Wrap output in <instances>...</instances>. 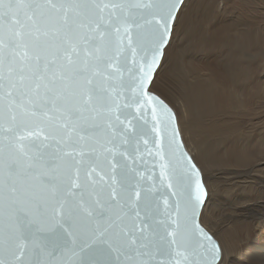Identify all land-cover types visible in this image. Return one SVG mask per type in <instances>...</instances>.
<instances>
[{
    "label": "snow or ice",
    "instance_id": "1",
    "mask_svg": "<svg viewBox=\"0 0 264 264\" xmlns=\"http://www.w3.org/2000/svg\"><path fill=\"white\" fill-rule=\"evenodd\" d=\"M182 3L0 0V217L7 229L0 264H53L65 250L79 264H223L222 249L197 221L207 197L201 173L178 139L175 114L149 91ZM46 125L75 133L74 144L98 147L65 151ZM141 141L172 158L161 165L167 182L159 187L135 166ZM107 153L111 190L101 202L92 173ZM63 156H73V172L57 183L42 170ZM33 180L50 189L62 214L50 237L22 207ZM94 193L95 208L83 209L94 227L78 238L76 206Z\"/></svg>",
    "mask_w": 264,
    "mask_h": 264
},
{
    "label": "bare ground",
    "instance_id": "2",
    "mask_svg": "<svg viewBox=\"0 0 264 264\" xmlns=\"http://www.w3.org/2000/svg\"><path fill=\"white\" fill-rule=\"evenodd\" d=\"M177 14L153 89L171 76L178 33L194 17L172 94L190 158L221 170L200 222L223 264H264V0H184Z\"/></svg>",
    "mask_w": 264,
    "mask_h": 264
},
{
    "label": "water",
    "instance_id": "3",
    "mask_svg": "<svg viewBox=\"0 0 264 264\" xmlns=\"http://www.w3.org/2000/svg\"><path fill=\"white\" fill-rule=\"evenodd\" d=\"M179 8L177 12L175 13V18L179 11ZM175 18L171 25V31H170L168 43L170 40L172 27H173ZM125 43H127V41H125ZM168 108L170 107L168 106ZM132 111L135 114V109H133ZM149 119H150V116H149ZM51 127H52L51 125L45 126V134L49 135L50 137L54 135L57 140L61 141L60 147H62L65 151H71L72 147H76L77 149H79L80 147L88 148L89 146L98 147V145H93L91 141H83L78 144H74L73 142L77 140L75 133H72L71 136H69V131L67 129L55 128L53 131H50L49 129ZM176 127H177V123H176ZM29 130L35 131V125L31 126ZM32 139H35V138L30 137L28 138V140L24 141V143H28ZM43 139H44V136L42 135L40 137V140H43ZM178 139L182 143L180 134L178 136ZM47 142L55 143L56 141L49 140ZM145 149H148V151H146ZM184 151L188 155V157H190L189 154L186 152L185 147H184ZM106 155L108 156V159H104L102 161V165L97 168L96 172L92 173V180L96 182L95 187L99 194V199L101 200V202H103L104 200L108 198L109 192L111 190L109 187L111 183V175H112L111 164L109 163V160L111 159V154L107 153ZM139 155H140V159L135 161V166H139L144 171L145 183L152 184L153 182H155L157 187H159L161 183H166L167 182L166 180L162 182L159 179V177L162 171L161 165L168 163L172 159L168 155V153L165 152L164 159H161V157L156 154V148L153 144L149 143L148 145H144L143 141H141ZM129 162L131 163V161ZM56 163H57V167L52 168V169H43L42 171L47 172L49 176H51L54 179L55 182L62 183L73 172V167H74L73 156H63L62 159H57ZM153 171L155 173L154 175H153ZM149 176H152L151 180L148 179ZM101 177H103V179H101ZM201 179H202V175H201ZM96 198H97V195L96 193H94L92 196L88 198L83 208H81L78 205L76 206L77 214L74 217V220L76 223L75 231L77 232L78 238H87L88 236L91 235V230L94 227V221H92V218L89 217L87 215V212L84 211L83 209L89 206L95 208L94 201ZM160 203H161V208H163L164 207L163 201H161ZM204 204L200 208L198 215H197V221L199 224H200V215L204 207ZM22 207L25 209V214H27L29 218L32 220L33 226L39 229V232L42 236L50 237L51 234L59 227V222L62 219V214L58 212L56 201L52 197L50 189L46 187L45 185L39 183L38 181L36 180L31 181L30 187L27 191L25 199L22 201ZM200 227L203 229V231L207 235H210L213 238V240L217 243L214 237L211 234H209L203 228L201 224H200ZM5 230L7 229L3 222V218L0 217V232H3ZM41 259L43 261V260H48L51 258L42 256ZM53 264H79V258L75 256L72 253V251L65 250L63 253L55 255V260L53 261Z\"/></svg>",
    "mask_w": 264,
    "mask_h": 264
},
{
    "label": "rangeland",
    "instance_id": "4",
    "mask_svg": "<svg viewBox=\"0 0 264 264\" xmlns=\"http://www.w3.org/2000/svg\"><path fill=\"white\" fill-rule=\"evenodd\" d=\"M178 15V14H177ZM194 17H191L189 18L182 26V29L180 31V33H178L179 37H177L178 39H181L182 42L178 44V47H177V51H176V57L173 56L175 59H172V62L170 64V68H171V76L168 78L167 76L164 77V79H160L162 82H160L157 86H156V90H154L153 86L151 85V87L149 88V90L154 93L156 96H158L163 102H165L171 109L172 111L174 112L175 116H176V123H177V127H178V131H179V134H180V137H181V140H182V143L188 153V150H187V146H185V142H187V137L186 136H183V133L181 130V125L179 122V119L176 115V110L178 111V108H177V101L176 99H174L173 97V94H172V91L174 92H177V89L179 91V86H180V82H182V79L184 77V75H182V70L180 69V60L181 58L183 57L184 54H186L189 50V45H190V42H191V23L193 21ZM195 27V23L193 24V29ZM174 36V34H173ZM174 60V61H173ZM178 64V65H177ZM176 69V70H175ZM174 70V71H173ZM181 70V71H180ZM177 71V72H176ZM180 71V72H179ZM157 73V71H156ZM155 73V74H156ZM177 74V75H176ZM175 75V76H174ZM183 76V77H182ZM155 77V75H154ZM168 78V79H167ZM154 80V79H153ZM172 82L174 84H172ZM177 84H176V83ZM169 83V84H168ZM166 84V85H165ZM169 86H168V85ZM178 85V86H176ZM167 86V87H166ZM161 88V89H160ZM178 93V92H177ZM182 133V134H181ZM185 140V142H183ZM187 145V144H186ZM189 154V153H188ZM190 156V155H189ZM192 159V158H191ZM194 162V161H193ZM196 164V166L198 167V169L200 170L201 172V175H202V180H203V183L205 185V189H206V192H207V197H208V193L210 192V174L215 176V174L217 175V177L219 176L220 174V169L218 168V166L215 165H212L214 164L213 160L211 161V167H209V170H207V168H203L201 167V165L197 162H194ZM216 169V170H215ZM205 170V171H204ZM211 170V171H210ZM204 171V172H203ZM211 172V173H210ZM218 172V173H217ZM208 183V184H206ZM201 225H202V222H200ZM203 226V225H202ZM209 234H211V232H209L207 230V228L203 227ZM212 235V234H211ZM214 235V234H213ZM212 235V236H213ZM214 239L217 241V243L219 244V241L218 239L215 237V235L213 236Z\"/></svg>",
    "mask_w": 264,
    "mask_h": 264
}]
</instances>
